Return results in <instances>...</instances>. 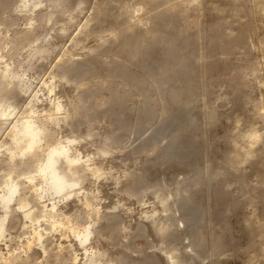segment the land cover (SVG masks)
I'll return each instance as SVG.
<instances>
[{"label":"rangeland","instance_id":"374dc122","mask_svg":"<svg viewBox=\"0 0 264 264\" xmlns=\"http://www.w3.org/2000/svg\"><path fill=\"white\" fill-rule=\"evenodd\" d=\"M51 2L0 0V64L32 84L9 91L16 112L33 90L42 115L62 102L56 137L73 139L100 172L87 174L80 197L47 206L76 225L93 220L90 242L120 264H174L171 251L181 264H264L250 259L264 248L254 227L264 225V0H66L60 13ZM46 44L30 67V51ZM178 75L184 87H172ZM249 133L262 139L239 162ZM26 191L24 209L40 214ZM9 220L0 264L28 254L29 264H85L71 229L42 220L35 242L23 209Z\"/></svg>","mask_w":264,"mask_h":264},{"label":"bare ground","instance_id":"6f19581e","mask_svg":"<svg viewBox=\"0 0 264 264\" xmlns=\"http://www.w3.org/2000/svg\"><path fill=\"white\" fill-rule=\"evenodd\" d=\"M23 1L25 4L28 2V0ZM65 1L52 0L51 4L57 7L60 13L65 10ZM49 15L46 19L49 22L57 16L54 13ZM171 41L172 39H168L167 43H172ZM49 50L48 44L33 48L28 55L30 67H32L31 60L34 56H42ZM10 65V63H5L3 66L0 64V133L5 129L3 138L0 140V147L5 143V138H9L7 147L2 152L4 156L1 160L3 165H0V239L5 238L9 219L14 211L19 208L23 209L26 221L34 226L32 240L41 241L43 239L46 232L40 226L35 227V225L44 220L49 222L50 230L57 227H67L73 231L79 245L84 249L85 264H120L118 260L106 258L105 253L101 252L100 249H95V246L90 242L92 234L95 232V229L91 226V223H94L93 220L89 224L76 225L69 220L67 215L61 213L55 202L51 206H47L48 204L45 203L44 199L47 197L50 199L72 195L80 197V193L83 189H86L82 183L87 174L97 175L100 168L91 163L90 157L81 156L80 149L71 144L73 139L64 140L56 137L55 126L59 125L60 115L64 109L62 102H55L52 111L42 115L38 112L40 99L38 91L33 90L26 108L16 112L17 105L9 91L18 88L20 92L26 93L30 90L32 84L23 73L16 71ZM182 65L185 66V64ZM62 77L69 80L66 71H64ZM171 79L172 87L174 85L185 86L184 81L189 79V73H184V81L180 79L179 75ZM50 90H53V86ZM68 117V114H66L65 118ZM245 136L249 137V145H244L233 154L239 162H244L254 156L256 153L255 143L262 139V135L258 133H249ZM23 168L26 169L19 172ZM20 174L24 175L25 181L18 179ZM26 188L30 189L32 198L41 204L40 214H37L35 209L32 208L24 209L30 204ZM83 203L88 208L89 214L94 212L99 218L101 210L93 204L92 197L84 193ZM167 227V225H159L157 229L159 232H165ZM254 227L259 230V236L264 235V225L254 224ZM46 229L48 228L46 227ZM32 240L28 242L29 249ZM44 240L46 239L44 238ZM255 243L257 242L255 241ZM44 248L47 250L46 246ZM258 253L264 256V248L259 252H251L250 259ZM78 259L79 256L75 254L74 262ZM171 259L174 264L182 263L174 251H171ZM3 261L2 264H17L16 261H19V264H29L30 260L28 254L25 258H22L21 255H13L9 260Z\"/></svg>","mask_w":264,"mask_h":264}]
</instances>
